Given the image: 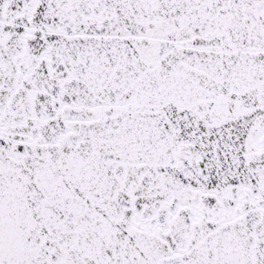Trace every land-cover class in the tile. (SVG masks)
<instances>
[{
  "label": "snow or ice",
  "instance_id": "snow-or-ice-1",
  "mask_svg": "<svg viewBox=\"0 0 264 264\" xmlns=\"http://www.w3.org/2000/svg\"><path fill=\"white\" fill-rule=\"evenodd\" d=\"M0 264H264V0H0Z\"/></svg>",
  "mask_w": 264,
  "mask_h": 264
}]
</instances>
